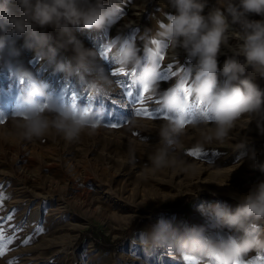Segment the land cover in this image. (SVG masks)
Segmentation results:
<instances>
[{"label":"rangeland","instance_id":"rangeland-1","mask_svg":"<svg viewBox=\"0 0 264 264\" xmlns=\"http://www.w3.org/2000/svg\"><path fill=\"white\" fill-rule=\"evenodd\" d=\"M220 6L222 0H207L204 12ZM18 8L16 0H0V264H215L202 245L245 233L219 221L214 206L234 210L264 182V132L247 116L217 127L191 100L182 111L163 106V91L188 81L195 63L179 45H165L156 91L139 83L136 68L113 76L122 69L115 56L120 40H133L143 57L158 22L173 11L168 0H123L115 22L101 30L69 25L95 52L82 62L53 26L32 23L23 34L6 35L11 25L3 15ZM230 31L221 66L244 60L240 28ZM243 78L264 90V78L251 68ZM225 79L218 73L219 85ZM40 82L44 95L26 98ZM145 86L152 103L122 105L119 121L107 114L114 109L105 101ZM77 118L87 123L68 139ZM248 228L264 233V221ZM237 264H264V251Z\"/></svg>","mask_w":264,"mask_h":264},{"label":"clouds","instance_id":"clouds-1","mask_svg":"<svg viewBox=\"0 0 264 264\" xmlns=\"http://www.w3.org/2000/svg\"><path fill=\"white\" fill-rule=\"evenodd\" d=\"M17 12L5 13V19L11 27L6 35L23 34L32 23L53 26L61 34H67L69 42L74 44L78 61L95 56L91 49H85L81 42L71 34L69 25L87 30H101L106 24L115 22L123 0H96L87 9H81L77 0H16ZM173 10L165 13V19L158 22L155 35L143 48V57L133 40L123 38L116 48V65L128 70L138 69V81L147 85L150 92L158 89L159 61L163 59L165 45L183 47L189 60H194L188 81L178 80L175 85L165 89L160 97L166 109L182 111L189 100L201 106L209 119L217 127L231 126L241 116H247L249 122L255 119L258 130L264 132V90L249 78H243L246 68H251L264 78V0H222V6L213 8L205 14L207 0H168ZM259 16L260 19H252ZM231 25H238L241 40L238 54L244 57L243 62L226 59L221 66L218 54L222 44L227 43ZM34 33V30H33ZM5 37L0 36V47ZM54 53V49L51 50ZM218 73L226 79L221 86ZM46 83H33L27 97L34 93L44 95ZM190 87L191 91H185ZM87 123L72 121L71 132L67 138L78 133ZM42 126L43 121H40ZM32 131L39 135L34 126ZM179 128L180 125H175ZM167 133L165 132V135ZM254 159L255 153L249 154ZM215 217L229 228L243 231L242 239L229 237L219 244L202 245L205 257H211L215 264H237L247 253L264 251V233L259 229H249L255 221H264V182L258 184L255 191L243 197L234 210L214 206Z\"/></svg>","mask_w":264,"mask_h":264},{"label":"snow or ice","instance_id":"snow-or-ice-1","mask_svg":"<svg viewBox=\"0 0 264 264\" xmlns=\"http://www.w3.org/2000/svg\"><path fill=\"white\" fill-rule=\"evenodd\" d=\"M112 74H113V76L127 75V73H125L123 69H115L112 72ZM185 91H188V90L186 89ZM146 93H147V86H145V88L142 89V91H139L137 93H133L131 91L122 92L121 96L123 97V99L105 101V103L110 104L112 109H114V111H110L107 114L112 116L113 120L119 121L122 118V113H121L122 105L130 107L131 104L137 102L140 99H143L148 103H152V100L149 99L145 95ZM110 126L115 127L117 125L116 124H110ZM40 230L43 231V229H40ZM29 239L24 240L23 243H25V244L28 243Z\"/></svg>","mask_w":264,"mask_h":264},{"label":"trees","instance_id":"trees-1","mask_svg":"<svg viewBox=\"0 0 264 264\" xmlns=\"http://www.w3.org/2000/svg\"><path fill=\"white\" fill-rule=\"evenodd\" d=\"M174 203L175 202H172V203H169L168 205L172 206V205H174ZM140 226L141 225H137L135 228L134 227H131L132 234H135L139 230Z\"/></svg>","mask_w":264,"mask_h":264},{"label":"bare ground","instance_id":"bare-ground-1","mask_svg":"<svg viewBox=\"0 0 264 264\" xmlns=\"http://www.w3.org/2000/svg\"><path fill=\"white\" fill-rule=\"evenodd\" d=\"M235 3L237 2V0H233ZM89 2H91L92 4H95L96 3V0H89ZM232 30V29H231ZM229 33H231V31L229 32ZM231 34H233V33H231ZM228 44V43H227ZM224 47V46H223Z\"/></svg>","mask_w":264,"mask_h":264}]
</instances>
